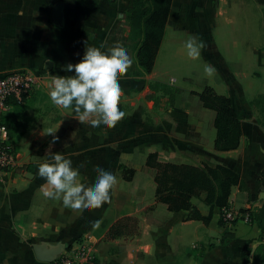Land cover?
<instances>
[{
    "label": "crops",
    "instance_id": "obj_1",
    "mask_svg": "<svg viewBox=\"0 0 264 264\" xmlns=\"http://www.w3.org/2000/svg\"><path fill=\"white\" fill-rule=\"evenodd\" d=\"M135 1L0 0V77L22 69L43 76L39 87L22 102L9 99L11 109L3 117L19 162L17 168L0 178V264H46L35 258L31 243H68L83 233L96 241L101 264L102 259L127 264L122 260L125 257L132 258L134 264H264V126L253 102L259 97L264 100V75L251 73L255 64L264 72V51H255L261 48L255 36L264 31L260 26L264 0H171L149 72L137 63V45L131 40L128 15ZM56 8L60 9L59 19L54 17ZM184 32L189 34L185 43L191 34L195 35L206 45L204 56L211 57V53L219 71L226 69L224 75L220 72L218 84L207 82L204 88H219L220 92L214 89L215 93L231 98L241 123L235 149H215V111L204 107L198 97L204 88L188 90L177 86L181 91L172 93V103L160 116L145 98L150 82H167L159 77L166 73L161 60L163 44L168 42V50L177 41L184 43L179 41ZM117 42L133 60L127 75L119 81L123 89L119 107L126 118L112 129L80 124L71 109L52 104L51 79L54 75H73L61 69L79 62L86 45L108 52ZM47 62L49 69L45 68ZM228 62H237L240 68L228 67ZM190 90L195 92L194 98H183L182 94ZM49 129L59 137L55 144L47 135ZM127 141L137 143L133 152L161 144L171 150L169 155L177 154L175 148L192 146L194 153L189 155L198 156V160L211 166L231 167L240 181L231 187L228 206L241 216L251 214V220L224 222L222 208L214 207L205 222L190 218L189 210L169 211L166 204L155 200L157 209H165V218L156 223L138 215L137 248L111 250L122 239L121 233L108 237L111 227L130 208L127 193L120 188L121 178L116 176L118 183L103 207L72 211L63 206L62 200L43 196L41 186L46 181L39 177L38 168L41 163L51 162L52 153L59 152L79 169V181L91 186L97 177V166L110 171L108 165L95 163L94 159H109ZM129 151L130 148L122 150L117 158ZM118 197L123 200L117 202ZM201 197H192L191 202L206 216L209 207ZM196 199L201 202L197 204ZM95 221L100 222L98 227H93ZM120 229L123 231L122 226Z\"/></svg>",
    "mask_w": 264,
    "mask_h": 264
},
{
    "label": "clouds",
    "instance_id": "obj_2",
    "mask_svg": "<svg viewBox=\"0 0 264 264\" xmlns=\"http://www.w3.org/2000/svg\"><path fill=\"white\" fill-rule=\"evenodd\" d=\"M185 47L189 58L198 59L206 47L202 40L189 39ZM133 65L126 48L119 42L111 46L108 52L100 47L87 46L79 62L68 63L62 71L73 75H54L49 85V97L54 106L71 109L74 118L80 124L96 128L101 125L112 129L124 118L126 113L120 110L123 89L119 83ZM212 65L205 67V73L214 75ZM52 144L59 141L51 129ZM95 183L86 186L79 181V169L73 168L72 161L61 153H52L51 162L39 165L38 175L46 181L41 186L47 199L62 200L65 208L72 211L99 209L110 201V193L118 181L116 176L99 166L96 167ZM99 221L93 227L99 226Z\"/></svg>",
    "mask_w": 264,
    "mask_h": 264
},
{
    "label": "trees",
    "instance_id": "obj_3",
    "mask_svg": "<svg viewBox=\"0 0 264 264\" xmlns=\"http://www.w3.org/2000/svg\"><path fill=\"white\" fill-rule=\"evenodd\" d=\"M170 2L171 0H136L129 9L131 40L135 41L133 42L135 46L137 45V48L134 46L137 63L147 72L153 67ZM198 97L204 107L215 111V149L228 151L237 148L241 136V123L239 114L232 106L231 98L219 95L207 87L198 93ZM127 144L121 143L120 148L113 151L107 160L94 159L95 163L102 162L104 166L108 165L111 172L113 170L111 168H114L111 163L118 160L119 152L126 150ZM136 144L131 142L128 145L132 147ZM189 149H192V146ZM145 164L158 170L154 181L155 195L159 202L166 204L169 211L189 210L190 218L205 222L211 217L212 208L228 207L231 187L240 181L239 174L227 165L161 162L156 152L148 154ZM192 197H201L203 203L209 207V214L201 215L191 202ZM120 228L121 226L115 224L111 227L110 233L119 234ZM79 239L80 235L68 242L69 246Z\"/></svg>",
    "mask_w": 264,
    "mask_h": 264
},
{
    "label": "rangeland",
    "instance_id": "obj_4",
    "mask_svg": "<svg viewBox=\"0 0 264 264\" xmlns=\"http://www.w3.org/2000/svg\"><path fill=\"white\" fill-rule=\"evenodd\" d=\"M264 12V9H263ZM260 26L264 28V16L262 18V21L260 23ZM174 26L170 25V28ZM179 33V32H177ZM170 38L172 36L171 32H169ZM168 34V36H169ZM176 34V33H175ZM182 34V33H181ZM179 36V41L184 43H175L172 44L168 50H165V44H163L162 49L163 55L161 57V60L165 66L164 71L166 70L165 74H159V77L164 78L167 82L165 84H160L159 81L153 80L150 82V90L145 95L147 101H149V106H152V111L157 113L156 115H161L162 111L166 108L168 104L172 103V93L176 91H181L180 88L177 86H183L189 89H195V90H201L204 88L207 82H211L213 84L221 81V73L226 71L224 69L223 71H219L217 65V61H214V58L212 54L210 53L211 57L204 56V52L202 50L201 56L198 59H192L189 58L187 55V49L185 47V37H188L187 33H183ZM167 40H171V39ZM190 38H196L195 35L191 34ZM255 38L259 40V46L261 48L256 49L259 52L261 50L264 51L262 39H264V31H260L259 34H256ZM197 39V38H196ZM204 56V57H203ZM208 56V55H207ZM236 64L227 63L228 67L232 68H240L239 63L235 62ZM254 64V63H253ZM207 65H212L216 69V72L214 75H207L205 73V67ZM162 70V69H161ZM251 73L253 75H264V72L262 70V67L259 65H254L251 68ZM221 72V73H220ZM205 77V80H204ZM214 92L215 90L220 92L219 88H211ZM215 89V90H214ZM226 89V88H225ZM191 91V90H190ZM183 95V98H194L195 92L191 91L185 92ZM255 102V107L258 112V120L261 122L264 126V100H262L260 97L255 98L253 100ZM153 103V104H152ZM187 139V138H186ZM134 141H127L128 144H131ZM126 145L127 148H130L131 146ZM125 146V148H126ZM129 146V147H128ZM135 147L132 146L130 148L129 152H125V154L120 156V159L113 160L114 162L111 163V166L114 168L111 171V173H115V176L118 178H121V190L127 193L126 201L129 202L130 208L126 209L124 214L126 216H123L121 218L122 220L117 223L116 225L122 226L121 234L119 236H122V239L120 242H116L114 246H112L110 249L115 250L116 248L122 250V251H128V250H135L137 248V245L139 244V226L137 224L138 222V215H145L148 218V221H153L156 223H159L165 218V209H157V206L155 203L156 195H155V187L156 183L154 181V176L157 173V168H153L150 166H147L145 164L146 158L149 153L156 152L158 153V160L161 162H174V163H186V164H208L203 162L202 160H198V156H191L189 153H194L192 149L188 148H175L174 151L177 152V154L169 155L170 151L165 150V148L162 147L161 144H152V146H148L146 148H142L141 150H136V152H133ZM128 151V150H127ZM131 153H133L131 155ZM101 163V162H100ZM210 165V164H208ZM216 165V164H215ZM214 166V165H213ZM132 171V172H130ZM203 196V195H201ZM241 198H244V194H241ZM119 200H123L122 197H118L116 199L117 202ZM197 204L201 201L199 199H196ZM84 234V233H83ZM80 235V239L84 237V235ZM116 236L117 234L112 233L109 234V238ZM79 239V240H80ZM81 241V240H80ZM100 249V248H99ZM139 251V250H138ZM100 252V250H99ZM141 254L142 252H138ZM98 254V253H97ZM102 259V258H101ZM123 262H127V264H134L131 262L132 258H123ZM103 264H122L121 262H114L111 259H102Z\"/></svg>",
    "mask_w": 264,
    "mask_h": 264
},
{
    "label": "built area",
    "instance_id": "obj_5",
    "mask_svg": "<svg viewBox=\"0 0 264 264\" xmlns=\"http://www.w3.org/2000/svg\"><path fill=\"white\" fill-rule=\"evenodd\" d=\"M43 76L29 69L12 71L0 77V178L18 166V155L9 141L7 126L3 117L10 111V98L22 102L29 93L39 87ZM239 218L250 221L251 214H237L230 206L221 209V219L233 222ZM81 240V241H80ZM73 242L51 262L46 264H101L97 254L96 241L88 235Z\"/></svg>",
    "mask_w": 264,
    "mask_h": 264
},
{
    "label": "water",
    "instance_id": "obj_6",
    "mask_svg": "<svg viewBox=\"0 0 264 264\" xmlns=\"http://www.w3.org/2000/svg\"><path fill=\"white\" fill-rule=\"evenodd\" d=\"M60 12V9L56 8L54 17L56 19H59L58 13ZM50 62L45 63V68L49 69L47 65H49ZM264 153V149H263ZM69 247V243H66L62 240H57L55 242H51L48 240H40L38 242L31 243V248L34 253L35 258L38 261L47 263L54 260L58 254H60L63 250Z\"/></svg>",
    "mask_w": 264,
    "mask_h": 264
}]
</instances>
